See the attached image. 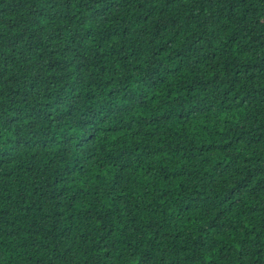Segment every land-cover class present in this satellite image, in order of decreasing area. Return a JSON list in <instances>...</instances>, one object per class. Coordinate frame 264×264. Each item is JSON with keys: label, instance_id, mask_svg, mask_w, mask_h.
Here are the masks:
<instances>
[{"label": "trees", "instance_id": "16d2710c", "mask_svg": "<svg viewBox=\"0 0 264 264\" xmlns=\"http://www.w3.org/2000/svg\"><path fill=\"white\" fill-rule=\"evenodd\" d=\"M0 264H264V0H0Z\"/></svg>", "mask_w": 264, "mask_h": 264}]
</instances>
